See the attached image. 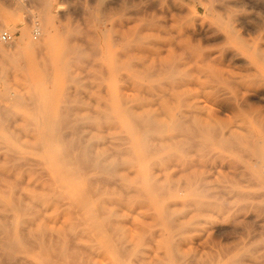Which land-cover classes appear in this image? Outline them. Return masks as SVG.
Here are the masks:
<instances>
[{
  "label": "rangeland",
  "instance_id": "374dc122",
  "mask_svg": "<svg viewBox=\"0 0 264 264\" xmlns=\"http://www.w3.org/2000/svg\"><path fill=\"white\" fill-rule=\"evenodd\" d=\"M4 29L15 38L0 41V220L15 244L6 247L0 221V264H112L118 242L125 264H264V142L257 157L208 134L163 148L155 141L162 132L146 130L153 119L171 132L174 110L191 105L218 127L259 130L264 0H0ZM131 115L147 126L132 125ZM63 117L78 127L62 128L61 136L70 132L57 140L49 120ZM67 135L86 136L79 139L94 153L104 148L114 168L103 173L91 153L92 168L83 166L86 144ZM143 143L156 150L147 155ZM64 151L73 162L61 161ZM168 156L179 157L175 167ZM183 160L195 161L182 168Z\"/></svg>",
  "mask_w": 264,
  "mask_h": 264
},
{
  "label": "bare ground",
  "instance_id": "6f19581e",
  "mask_svg": "<svg viewBox=\"0 0 264 264\" xmlns=\"http://www.w3.org/2000/svg\"><path fill=\"white\" fill-rule=\"evenodd\" d=\"M45 4H46V2H45ZM45 7H47L46 5H45ZM44 7V8H45ZM46 10V9H45ZM44 13H46V12H44ZM134 14V13H133ZM108 30V29H107ZM111 31V30H110ZM115 33V32H114ZM105 37V36H104ZM105 39V38H104ZM139 41V40H138ZM12 42V41H11ZM10 43V42H9ZM225 44V43H224ZM106 46V45H105ZM67 50V49H66ZM69 51V50H68ZM186 51V50H185ZM70 52H71V50H70ZM259 52V51H258ZM256 55V54H255ZM258 56V55H257ZM177 58V57H176ZM186 59V58H185ZM190 63V62H189ZM188 63V64H189ZM168 74V73H167ZM224 85V84H223ZM225 87V86H224ZM220 94V93H219ZM5 95H7L6 93H5ZM1 97V96H0ZM6 97V96H5ZM3 98V97H2ZM14 99V98H13ZM184 99V98H183ZM183 99H182V103H184L183 102ZM181 100V99H180ZM230 100V99H229ZM180 104V103H179ZM185 104H187V103H185ZM191 105V104H190ZM190 105H188V106H190ZM236 105V104H235ZM23 106V105H22ZM66 106V105H65ZM64 106V107H65ZM185 106V105H184ZM188 106H186V107H188ZM69 107V106H68ZM178 108V107H177ZM238 108V107H237ZM175 109H176V107H175ZM194 109V105L192 106H190L189 107V109L187 108V110H178V111H175L174 110V112L172 113L173 114V120H172V128H170L169 127V130L171 131V132H169L168 133V130L167 129H164L163 128V126L161 125V124H158V123H155V120H153V119H151L149 122H147L146 120H148V118L145 120L144 118H142V117H138L137 115L135 116V115H131L130 116V121L132 122L131 124L133 125H137L138 127H140L141 125H145V126H147V124H148V129L146 128V130L148 131L149 129H156V128H158V130H159V134H161L160 132H162V134L160 135V136H157L156 137V140H155V137H154V140L156 141V143H158V141H159V143H160V146H163V148H167V146H165V145H173L174 144V146H177L176 145V143H181V142H187V141H191L192 139H194V142L196 141L195 139L197 138L198 140H201L200 138H203L205 135L204 134H208L207 135V137H210L211 138V140H214V139H216L215 140V142H216V144L218 143V145H219V143H220V146L223 144V145H225L224 147H226L227 149H231V148H233V151H235L234 149V147L236 146V145H238V143H239V145L241 144V145H243L247 150L249 149L250 150V153H252V154H254V157L256 156V153L258 152L259 153V151L258 150H256V147H260L261 149H262V145L264 146V144H262V145H259L260 143H262V142H264V116H263V114L262 113H257L258 115H256V120H258L259 122V130L258 129H251V132L250 131H248V132H240V130L238 131L237 129H235V128H233V127H229V126H220V127H218V126H216L215 124H213L211 121H209V120H205V119H203V116L199 113V112H197V111H195V110H193ZM236 109V108H235ZM31 111H34V110H31ZM245 113V112H244ZM37 114V113H36ZM62 114V113H61ZM238 114V113H237ZM240 114V113H239ZM238 114V115H239ZM242 114V113H241ZM249 115V114H248ZM60 116H62V115H60ZM147 116H149V115H147ZM250 116V115H249ZM253 116H254V114H253ZM257 116H258V119H257ZM259 117H260V119H259ZM36 118H37V116H36ZM67 118V117H66ZM66 118H59V119H53V120H49L50 122H52L53 123V125H54V127L52 128V129H54V132H55V137L57 138V140H58V138L61 136V134H63L62 132L63 131H65V130H62V128L63 129H65L66 128V130H67V128L68 127H72L73 125H71V122H72V120L69 118V120H71V121H68V118L66 119ZM242 118H243V116H242ZM41 119V118H40ZM254 119H255V116H254ZM255 120V121H256ZM31 121H33V120H31ZM247 121H248V119H247ZM254 121V122H255ZM33 122H36V121H33ZM44 122V124L46 125V119L44 118H42V120L39 122L40 124L41 123H43ZM144 122H147V124L146 123H144ZM246 122V121H245ZM250 122V121H249ZM253 122V121H252ZM73 124H75L74 123V119H73V122H72ZM144 123V124H143ZM257 123V122H256ZM36 124V123H35ZM37 124H38V122H37ZM40 124H39V128H40ZM248 124V123H247ZM33 125V124H32ZM31 125V126H32ZM43 124H41V126H42ZM77 125V124H76ZM75 125V129H77L76 127H78V126H76ZM140 125V126H139ZM252 125V124H251ZM50 127V126H49ZM136 127V126H135ZM44 128H46V126L44 127ZM245 128V127H244ZM247 128V127H246ZM245 128V129H246ZM79 129V128H78ZM138 129V128H137ZM163 129V130H162ZM248 129V128H247ZM44 130H46V129H44ZM69 130H71V129H69ZM73 130V129H72ZM157 129L155 130L156 132L158 131ZM165 130H167V132L166 133H168V134H165ZM76 131V130H75ZM78 131V130H77ZM81 131V129H79V132ZM150 131V130H149ZM148 131V132H149ZM68 132H70V131H67L66 132V134L68 133ZM72 132V131H71ZM74 132V131H73ZM72 132V133H73ZM83 132V131H82ZM86 132V131H85ZM152 132V131H151ZM150 132V133H151ZM164 132V133H163ZM40 133V135H41V132H39ZM88 133V132H87ZM45 134H46V132H45ZM65 133H64V135H62L63 137L66 135ZM69 134V133H68ZM71 134V133H70ZM74 135H78V133H73ZM80 134V133H79ZM137 134V133H136ZM60 135V136H59ZM81 135H87V134H81ZM145 135H147V134H145ZM151 135H152V133H151ZM157 134H155V136H156ZM38 136H39V134H38ZM43 136V135H42ZM41 136V137H42ZM61 136V137H62ZM68 137H65L66 139L67 138H69V139H71V142L73 141V143H75V144H77V143H79L78 144V146H79V148H82L83 147V145H81V143L83 144V141L84 140H86V142H87V137H88V135H87V137L86 136H83V137H79V138H83L84 139V137L86 138V139H84L83 141H80V139L79 138H77V139H79L78 141H77V139L76 138H73L74 140H72V137H70L69 135H67ZM46 137V136H45ZM147 137V136H146ZM43 138V137H42ZM41 138V139H42ZM205 139H206V136L204 137ZM213 138V139H212ZM9 139V138H8ZM75 139H76V141H75ZM151 139V138H150ZM61 140L63 141V138H61ZM148 140V139H147ZM152 141H153V139H151ZM210 140V141H211ZM43 141V140H42ZM68 141H70V140H68ZM67 141V142H68ZM151 141V144H155V142H152ZM217 141H219V142H217ZM11 142V141H10ZM71 142H69V145L71 144ZM86 142L84 141V143L86 144ZM145 142V141H144ZM148 142H150V140L148 141ZM197 142V141H196ZM203 142V141H202ZM207 142V141H206ZM65 143V142H64ZM188 143V142H187ZM198 143V142H197ZM204 143V142H203ZM45 144H46V142H45ZM67 144V143H66ZM89 145H85L80 151V154H82V156L79 154V152L76 154V156L79 154L80 155V157L84 160V159H86L87 160V162L86 161H81L82 162V164H83V166H84V164L85 163H91V162H93L92 164H96L97 166L98 165H100V167L103 169L102 170V172L104 173V171H108V170H110V168H109V166H110V163H109V161L107 160V154L106 155H104L105 154V152H104V148H103V151L101 152V153H96L97 152V149H98V147H95L96 148V151H95V153L93 152L95 149H93V151H92V148L91 147H93L94 148V146H91L90 147V145H91V142H89L88 143ZM144 144V143H143ZM182 144V143H181ZM200 144V143H199ZM93 145V144H92ZM159 147V144H155L154 146L155 147H157V146ZM195 145V144H194ZM202 145V144H201ZM223 145H222V147H223ZM25 146V145H24ZM40 146V145H39ZM77 146V145H76ZM141 146H143V145H141ZM144 146H145V148L143 149V151L145 150V152L144 153H146L147 155H148V153H150L151 152V149H152V147H153V145H151V149H150V147L145 143L144 144ZM143 146V147H144ZM165 146V147H164ZM184 146V145H183ZM192 146V145H191ZM203 146V145H202ZM216 145L214 144V147H215ZM219 146V147H220ZM229 146V147H228ZM68 147V146H67ZM72 147H74L75 148V146H74V144H72ZM90 148L91 149V152H90V149L88 150V148ZM157 147V148H158ZM172 147V146H171ZM193 147V146H192ZM195 147H197V146H195ZM204 147V146H203ZM231 147V148H230ZM28 148V147H27ZM68 148H70V150H67L69 153L71 152V153H74V151L73 150H71V147H68ZM78 148V149H79ZM159 148H161V147H159ZM162 148V151L161 152H163V150L164 151H166V150H168V149H163ZM175 148V147H174ZM184 148V147H183ZM205 148V150H206V147H204ZM204 148L203 149H201V150H204ZM40 149V148H39ZM43 149V148H42ZM55 149V148H54ZM77 149V150H78ZM153 149L154 150H156L154 147H153ZM152 149V150H153ZM173 149V148H172ZM177 149H181V146H178V148ZM176 149V150H177ZM196 149V148H195ZM199 148H197L196 149V151L198 150ZM225 149V148H224ZM245 149V150H246ZM259 149V148H258ZM26 150V149H25ZM159 150H161V149H159ZM170 150V149H169ZM168 150V152L170 153V152H172V153H170V156L172 155V154H174L173 153V151L171 150V151H169ZM174 150V149H173ZM183 150V149H182ZM184 150H188V149H184ZM209 150V149H208ZM264 150V149H263ZM35 151V150H34ZM186 151L184 152L185 154H186ZM222 151V150H221ZM224 151V150H223ZM222 151V152H223ZM226 151V150H225ZM262 151V150H261ZM15 152V151H14ZM104 152V153H103ZM175 152V151H174ZM178 152V151H177ZM176 152V153H177ZM199 152V151H198ZM203 152H206L207 153V151H203ZM209 152V151H208ZM230 152H232V150H230ZM236 152H237V150H236ZM69 153H67L66 151H64V152H62L61 153V155H60V159H61V161H62V159H63V161H66V162H68V160L70 159V158H72L71 156H70V154ZM90 153L91 154H93L92 155V158H94L95 160H93V161H91L92 160V158L91 159H89V157H90ZM143 153V154H144ZM153 153V152H152ZM159 153V151L157 152V154ZM167 153V152H166ZM180 153V152H179ZM184 153H183V155H184ZM202 153V152H201ZM209 153H212L211 151L209 152ZM234 153V152H233ZM232 153V154H233ZM239 153H241V151H239ZM36 154V153H35ZM189 154V153H188ZM193 154V153H192ZM202 154H204V153H202ZM213 154V153H212ZM252 154H249V157H250V155H252ZM152 155V154H151ZM155 155V154H154ZM169 155V154H168ZM174 155H176V154H174ZM215 155V154H214ZM231 155V154H230ZM229 155V156H230ZM241 155V154H240ZM246 155H247V157H248V154L246 153ZM261 156H262V161H263V156H264V154L262 155V153L260 154ZM259 155V156H260ZM153 156V155H152ZM170 156H168V158L170 157ZM176 156H178V155H176ZM189 156V155H188ZM201 156V155H200ZM205 156V155H204ZM207 156V155H206ZM211 156V155H210ZM213 156V155H212ZM211 156V157H212ZM227 156V155H226ZM235 156V155H234ZM245 156V155H244ZM66 157H69V159L68 160H64V158L66 159ZM149 157H151V156H149ZM183 157H185V156H183ZM208 157V156H207ZM214 157V156H213ZM236 157H238V155H236ZM242 157V156H241ZM245 158V159H248V158ZM253 156H252V159L254 158ZM257 157V156H256ZM20 158H22V157H20ZM57 158H59V157H57ZM76 157H74V159H75ZM79 158V157H78ZM146 158H148V156L146 157ZM145 158V159H146ZM176 157H170V161L168 160V161H166V162H171V161H173V162H175L176 161V159L177 158H179V157H177L176 159H175ZM210 158V157H209ZM221 158V157H220ZM225 158V157H224ZM23 159V158H22ZM46 159V158H45ZM152 159V158H151ZM172 159V160H171ZM196 159V158H195ZM206 160H207V158H205ZM219 159V158H218ZM235 159V158H234ZM238 159H239V157H238ZM244 159V160H245ZM251 159V160H252ZM260 159L261 158H259V161H260ZM28 160H30V159H28ZM75 160H77V158L75 159ZM91 161V162H88V161ZM166 160V159H165ZM178 160V159H177ZM205 160V161H206ZM211 160V159H210ZM242 160V159H241ZM250 160V161H251ZM78 161V160H77ZM80 161H78L79 162V164H80ZM95 161V162H94ZM178 161H180V159L178 160ZM184 161V160H183ZM187 160H185L183 163H185ZM195 161V160H194ZM194 161H193V163H194ZM198 161V160H197ZM240 161V160H239ZM247 161H249V159L247 160ZM253 161V160H252ZM258 160H256V163L255 162H253V164H259V161L257 162ZM21 162V161H20ZM33 162H35V161H33ZM69 162H73V159H72V161H71V159L69 160ZM68 162V163H69ZM76 162V161H75ZM111 162H113V161H111ZM157 162V161H156ZM173 162H171L172 164V166L173 167H175L176 165H173L174 163ZM189 162V166H187V162L185 163V164H183L182 163V161H181V165L183 164V166H182V168L184 167V168H186V166H187V168L188 167H191V165L193 164H191L190 163V161H188ZM207 162H209V160H207ZM216 161H214V163H215ZM234 162H236V161H234L233 160V165H234ZM244 163H246V161H243ZM59 163H60V161H59ZM179 163V162H178ZM199 163H200V166L203 164V163H201V162H198V166H199ZM206 163V162H205ZM213 163V162H212ZM261 163V162H260ZM61 164V163H60ZM62 164H64V162L62 163ZM74 164V163H73ZM112 164V163H111ZM176 164V163H175ZM240 164V163H239ZM253 164H252V167L250 168V169H253L254 168V170H255V166L253 167ZM262 164V163H261ZM20 165V164H19ZM66 165H68V164H66ZM70 165H71V163H70ZM78 165V164H77ZM86 166H88V168L91 166V164H85ZM90 165V166H89ZM163 165H165V164H162V167H163ZM170 165V164H169ZM169 165H167V166H165V167H167V169H168V166ZM181 165L179 166V167H181ZM245 165H249V164H245ZM245 165H244V167H245ZM260 165V164H259ZM83 166H81L80 165V167H81V170H83L82 168H83ZM96 166V167H97ZM111 166H113V168H114V165L112 164ZM110 166V167H111ZM178 166V165H177ZM194 166V165H193ZM203 166V165H202ZM239 166H242V164L241 165H239ZM42 167V166H41ZM172 167V168H173ZM235 167H237L238 168V166H236V165H234V168ZM243 167V166H242ZM244 167L243 168H241V169H244ZM248 167H250V166H248ZM259 167V166H258ZM65 168V167H64ZM88 168H85V169H88ZM90 168H92V166L90 167ZM93 168H95V167H93ZM107 168H109L108 170H107ZM178 168V167H177ZM182 168H180V170L182 171ZM195 168V167H194ZM200 168V167H199ZM204 168V167H203ZM237 168L235 169V170H237ZM257 168V167H256ZM260 168V167H259ZM258 168V169H259ZM77 169V168H76ZM171 169V168H170ZM191 169H193V168H191ZM239 169V168H238ZM246 169V168H245ZM244 169V170H245ZM249 169V168H248ZM247 169V170H248ZM257 169V170H258ZM263 169H264V167H263ZM64 170H66V169H64ZM63 170V171H64ZM99 169H97L96 171H95V169H94V171L95 172H97ZM187 170V169H186ZM206 170H207V164H206ZM240 170V169H239ZM244 170H242V172H245ZM246 170V171H247ZM257 170H255V173H257L256 171ZM68 171V170H67ZM66 171V172H67ZM85 171V170H84ZM91 171H93V169H91L89 172H87V173H92ZM111 171V170H110ZM163 171V170H162ZM185 171V170H184ZM193 171H194V169H193ZM264 171V170H263ZM263 171H261L262 172V174H264L263 173ZM83 172V171H82ZM191 172V171H190ZM259 172V171H258ZM87 173H83V174H87ZM98 173H101V169H100V171L98 172ZM106 173V172H105ZM247 173H249V170H248V172ZM254 173V172H253ZM248 174H246V176H247ZM74 176V175H73ZM245 176V175H244ZM253 176V175H252ZM260 176H262V175H259V177ZM67 177V176H66ZM204 177V176H203ZM250 177H251V174H250ZM255 177V176H254ZM263 177H264V175H263ZM194 178V177H193ZM192 178V179H193ZM196 178H198L197 176H196ZM207 178V177H206ZM248 178H249V175H248ZM256 178V177H255ZM60 179V178H59ZM91 179V178H90ZM198 179H202V180H200V181H202L203 182V180L205 179H203L202 177L200 178H198ZM246 179H247V177H246ZM261 179H263V178H261ZM191 180V179H190ZM205 180H208V179H205ZM248 180V179H247ZM246 180V181H247ZM249 180H250V178H249ZM154 181H156V179L154 180ZM182 181L184 182V180L182 179ZM181 181V182H182ZM187 181V180H186ZM194 181H195V179H194ZM193 181V184L195 183V182H197L198 180L196 179V181L194 182ZM61 182V181H60ZM91 182V181H90ZM172 181H170V183H171ZM188 182H189V179H188ZM187 182V183H188ZM209 182H210V179H209ZM254 182H256V179H255V181H254V179H253V184L252 185H255L254 184ZM258 182V181H257ZM256 182V184H258V187H259V184L260 183H257ZM95 183V182H94ZM151 183H153L152 181H151ZM155 183V182H154ZM250 183V182H249ZM143 184V183H142ZM189 184H190V182H189ZM262 184V183H261ZM260 184V185H261ZM153 185V184H152ZM173 185V184H172ZM176 185H177V183H176ZM180 185H181V183H180ZM180 185H179V182H178V186L180 187ZM182 185H184V183L182 184ZM192 184H190V186H191ZM60 186V185H59ZM63 186V185H62ZM94 186V185H93ZM174 187H175V185H173ZM200 186V185H199ZM257 186V185H256ZM65 187V186H64ZM167 187V186H166ZM197 187V186H196ZM232 187V186H231ZM191 188H192V186H191ZM195 188V187H194ZM193 188V190L195 191L196 190V188L194 189ZM202 188V187H201ZM208 188V187H207ZM239 188V187H238ZM148 189H149V187H148ZM261 189H263V188H261ZM89 190V189H88ZM187 190V189H186ZM205 190V188L203 187V191ZM264 190V189H263ZM93 191V190H92ZM156 191V190H155ZM185 191V190H184ZM200 192L202 191V190H199ZM198 191V192H199ZM175 192H177V191H175ZM186 192V191H185ZM89 193V192H88ZM94 193V192H93ZM93 193H91V194H93ZM189 193H190V191H189ZM203 193V192H202ZM263 193V192H262ZM95 194V193H94ZM191 194H192V192H191ZM201 194V193H200ZM151 195V194H150ZM201 195H203V194H201ZM207 195H209V194H207ZM206 195V196H207ZM215 195V194H214ZM214 195H212L211 194V196H214ZM263 195V194H262ZM67 196V195H66ZM200 196V195H199ZM205 196V197H206ZM211 196H209V197H211ZM64 197H65V195H64ZM160 197V196H159ZM176 197V196H175ZM204 197V198H205ZM208 197V196H207ZM209 197L207 198V199H209ZM215 197V196H214ZM239 198H240V196H238ZM264 197V196H263ZM203 198V196H202V198L201 199H204ZM243 198H245V197H243ZM248 198V197H247ZM65 199V198H64ZM246 199V198H245ZM83 200V199H82ZM146 201V200H145ZM193 200H190L189 202H191L192 204H193V202H195V201H193ZM207 201V200H206ZM187 202V201H186ZM249 202V201H248ZM251 202V201H250ZM249 202V203H250ZM59 203V202H58ZM196 203H198L197 201H196ZM195 203V204H196ZM204 203L205 202H203L202 204L204 205ZM207 203V202H206ZM68 204V203H67ZM71 204V203H70ZM190 204V203H189ZM188 204V207L189 206H192L191 204L189 205ZM202 204H200V205H202ZM210 204H212V203H210ZM210 204H208V205H210ZM253 204V203H252ZM202 205V206H203ZM205 205H207V204H205ZM65 206V205H64ZM193 206H195V205H193ZM211 206L212 205H210V208H211ZM204 207V206H203ZM202 207V208H203ZM74 208H75V205H74ZM197 208H198V205H197ZM196 208V209H197ZM204 209V208H203ZM202 209V210H203ZM17 211V210H16ZM86 211V210H85ZM185 212H186V210H184ZM201 210L199 209V212H200ZM17 212H19V211H17ZM203 212H204V210H203ZM202 213V212H201ZM21 214V213H20ZM80 215V214H79ZM104 215V214H103ZM183 215H186V213L185 214H183ZM21 216V215H20ZM11 217V216H10ZM24 217H26V216H24ZM182 217V216H181ZM187 217V216H186ZM1 218V217H0ZM180 218V217H179ZM6 220H8L7 218H5V217H2V220H0V221H2L1 222V228L3 229V231H4V234L1 236L2 237V239H4V237L3 236H5L6 235V233L7 232H5V230L8 228H10V226H8V223L9 222H7L6 223ZM180 220H181V218H180ZM184 220V219H183ZM81 221V220H80ZM172 221V220H171ZM79 222V221H78ZM186 222V221H185ZM182 223V222H181ZM169 223L167 222V225H168ZM177 224H180L179 223V221L176 223V224H174V225H177ZM10 225V224H9ZM83 225V224H82ZM108 225V224H107ZM174 225L172 226V228L174 229ZM5 226L7 227V228H5ZM105 226V225H104ZM180 226H184L183 224L182 225H180ZM179 225H178V229L179 228H181ZM80 227V226H79ZM105 227H107V226H105ZM0 228V229H1ZM96 228V227H95ZM171 228V229H172ZM2 229H1V231H0V233L1 232H3L2 231ZM83 229V228H82ZM176 229V228H175ZM19 230V229H18ZM103 230V229H102ZM106 230H108V229H106ZM112 230V229H111ZM21 231V230H20ZM19 231V232H20ZM109 231V230H108ZM11 232V231H10ZM18 232V233H19ZM23 232V231H22ZM113 232V231H112ZM182 232V231H181ZM2 234V233H1ZM12 234V233H11ZM10 234V235H11ZM260 234V233H259ZM21 235V234H20ZM113 235V234H112ZM7 237L9 236V235H6ZM5 236V237H6ZM12 236H13V234H12ZM11 236V237H12ZM117 236V235H116ZM120 236V235H119ZM0 237V238H1ZM23 237V236H22ZM25 237V236H24ZM7 239V238H6ZM6 239H4L5 241L4 242H7L6 241ZM14 239V238H13ZM27 239V238H26ZM10 241V242H9ZM9 241L7 242V246L6 247H9V245H10V243L12 242V241H14V240H12L11 241V238H9ZM29 241V240H28ZM13 243V242H12ZM12 243H11V245H10V248L11 247H13L12 246ZM36 243V242H35ZM119 243V242H118ZM118 243H116V245H115V258H114V261H111V263L112 264H125L124 262L126 261H128L127 259H130V258H128L127 256H125L124 257V254H125V252H124V246H125V244H121V245H124L123 247L121 246V245H119ZM15 244V241H14V243H13V245ZM29 244H31V243H29ZM63 244V243H62ZM2 245V244H1ZM25 245V244H24ZM17 246H19V245H17ZM27 246V245H26ZM25 246V248H27ZM81 246V245H80ZM1 247V246H0ZM2 247H4V248H6L5 246H2ZM28 247H30V245L28 246ZM33 247H35L34 245H33ZM75 247V246H74ZM78 248V247H77ZM7 249H9V248H7ZM17 249V248H16ZM15 249V250H16ZM69 249H70V246H69ZM49 250V249H48ZM60 250H61V248H60ZM67 250V249H66ZM66 250H64V251H66ZM84 250V249H83ZM126 251L128 250V248H126L125 249ZM42 251V250H41ZM51 251H53V249H51ZM51 251H49V253L51 252ZM70 252H71V250H69ZM16 252V251H15ZM18 252V251H17ZM20 252V251H19ZM56 252V251H55ZM77 252V251H76ZM127 252H129V251H127ZM5 253H7V252H5ZM52 253V252H51ZM50 253V254H51ZM65 252H62V254H64ZM69 253V252H68ZM46 254V253H45ZM49 254V255H50ZM54 254V258H55V253H53ZM59 254V253H58ZM3 255V254H2ZM13 255V254H12ZM11 255V256H12ZM56 255H57V253H56ZM65 255H67V254H65ZM65 255H64V257H65ZM8 256V255H7ZM53 256V255H52ZM70 256V255H69ZM68 256V257H69ZM72 256V255H71ZM57 257H59V255H57ZM81 257V256H80ZM10 258V257H9ZM21 258V257H20ZM72 258H74V256H72ZM78 258H79V256H78ZM86 259H87V257H85ZM50 259H51V256H50ZM53 259V258H52ZM64 259V258H63ZM80 259V258H79ZM93 259V258H92ZM125 259V260H124ZM173 259H174V257H173ZM238 259V258H237ZM42 260H44V259H42ZM65 260V259H64ZM77 260V259H76ZM90 260V259H89ZM19 261V260H18ZM52 261V260H51ZM50 260H49V262H51ZM72 261V260H71ZM93 261V260H92ZM110 261V260H109ZM67 262V261H66ZM65 262V263H66ZM240 262V261H239ZM10 263H12L11 261H10ZM67 263H69V262H67ZM72 264H73V261L71 262ZM70 263V264H71ZM85 263V261L83 260V259H80V260H78L75 264H84ZM87 263V262H86ZM128 263V262H127ZM234 263V262H233ZM31 264V263H30ZM58 264V263H57ZM88 264V263H87ZM90 264V263H89ZM93 264V263H92ZM95 264V263H94ZM188 264V263H187ZM210 264V263H209Z\"/></svg>",
  "mask_w": 264,
  "mask_h": 264
},
{
  "label": "built area",
  "instance_id": "2783aa9c",
  "mask_svg": "<svg viewBox=\"0 0 264 264\" xmlns=\"http://www.w3.org/2000/svg\"><path fill=\"white\" fill-rule=\"evenodd\" d=\"M38 34H39L38 30H34V37L35 38L37 37ZM14 38H15L14 32L7 30V29L0 31V41L2 43H9V42L13 41Z\"/></svg>",
  "mask_w": 264,
  "mask_h": 264
}]
</instances>
